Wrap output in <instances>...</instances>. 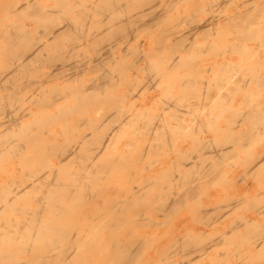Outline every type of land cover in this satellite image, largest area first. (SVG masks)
I'll list each match as a JSON object with an SVG mask.
<instances>
[{"label": "bare ground", "instance_id": "1", "mask_svg": "<svg viewBox=\"0 0 264 264\" xmlns=\"http://www.w3.org/2000/svg\"><path fill=\"white\" fill-rule=\"evenodd\" d=\"M48 1L51 5L44 4ZM181 1L183 0H14L9 6L5 17L0 21V93H4L0 95V162L10 160L12 165L0 169V244L11 249L17 248L19 233L27 230V247L29 243L38 240L40 247L46 249L43 254L26 257V260L14 264H78L75 246L80 239L75 241L74 229L66 225L65 219L76 215L79 207L91 205L97 198L107 195L108 191H101L100 194L96 191L102 174L108 169L111 172L120 168L128 161L125 157L129 147L116 151V142L124 135L126 127L133 125L135 114L147 109L153 101L152 92L147 99L133 101L134 94L129 91L125 97L131 110L128 113L123 112V106H120L122 101L111 96V89L121 82L118 78L120 58L134 53L129 46L138 49L136 55L141 60L147 57L150 49L155 48L157 61L163 71L160 67L159 71L155 70L158 73L152 77L153 86L150 87L153 89L155 85L161 86L162 90L169 88V82H162V77H170L168 75L191 61L195 49L199 48L200 52L215 49L218 52L220 60H215L211 67H204L198 72L212 77L222 72L224 77H229L222 78V90H225V85L233 83L231 77L237 76V72L241 71L239 75L246 74L241 70L243 66L234 65L243 59L245 53L248 55L245 58L250 59L254 57L256 50H264V0L258 5H245L241 0H210L207 5L210 10L223 9L229 3L235 5L224 16L216 13L198 18L197 23L186 30L182 28L181 22L185 21L183 17L188 16L180 17L178 11L177 4ZM8 5L9 3L6 9ZM168 9L175 13V20L167 13ZM196 9L205 12L206 7L199 5ZM11 14L18 16L21 22H9ZM164 16L168 17L165 23ZM194 19L196 16L190 15L189 21ZM26 20L42 26L43 30L35 33L30 31ZM157 25L158 34L151 39L155 47L146 38L147 35L144 34L140 39L136 34ZM199 38H205L208 41L206 45L197 44ZM249 40L255 41L251 47L247 44ZM217 41H220L221 46L218 47ZM242 45L249 49L248 52ZM161 49L167 51L166 59L163 58ZM234 55L238 57L235 58ZM259 59H262L258 60L260 62L264 61L263 56ZM141 68L144 70V66ZM260 72L263 73L261 69L255 72L257 77H262L258 74ZM95 73V76L89 77ZM178 77L180 79L176 87L179 88L181 98L192 90V81L184 78L191 77L186 72ZM256 80L264 85V79ZM131 86L133 88L135 83ZM245 86L243 83L239 88ZM25 90L30 95L21 98ZM219 96H223V92ZM172 98L177 99L174 96ZM173 99L166 101L167 109L163 108L157 114L154 119L156 125L147 128L148 141H155L158 132L165 129L164 125L176 120L191 133H205L213 127L209 134L211 137L223 127L225 140L233 145L234 141L239 143L241 136L246 135L247 130L243 131L245 123L251 122L252 125L261 118L262 111L256 113L249 110L239 112L233 120L219 121L221 117L214 112L219 99V102L211 99L209 103L212 101L213 104L209 109V103H201L198 115L188 106L178 108L179 104ZM107 102L114 104L108 105ZM102 103L106 108L103 112L87 110L88 106L94 109V106ZM22 104L29 106L21 108ZM111 105L113 106L110 107ZM172 107L176 109L175 112L171 111ZM74 112H77L75 118ZM218 112H221L219 108ZM129 129L130 132L133 131V127ZM61 139L65 141L60 143ZM36 142L40 145L37 146ZM203 142V150L206 149L218 161L204 165L197 161L190 162L189 167L196 166V169H192L193 175L185 176L182 181L183 175H173L171 182L174 185L182 182L181 194L176 193L164 202L159 201L151 192L153 183L147 177L130 193L127 192L116 200L115 197H107L108 206L105 209L114 218L106 219L103 225L120 223L117 221L123 219L118 215L119 207L146 204V197H150L153 204L157 201L160 209L173 210L187 195L196 191L199 181H209L217 165L223 162V158L230 156L232 151L214 144L209 138H204ZM149 148L147 145L143 152ZM182 152L180 148L178 153L183 162L192 158V155L185 157ZM37 157L41 160L40 167L29 170L26 165ZM261 163H264V145L256 151L244 174L238 177L234 186L237 195L242 193L246 196L249 188L253 189L247 177L256 172ZM236 176L235 171L231 179L234 181ZM6 180L9 181V186L3 191ZM262 194L264 198V190ZM74 198H77L78 206L74 202L70 203ZM210 199L207 197L208 202ZM243 200L246 198H236L233 208L240 209ZM206 207H200L196 211L198 217L203 218L211 212ZM44 213L50 217L45 226ZM225 214L227 213L223 212L215 216L219 220L216 227L221 229L219 244L226 241L224 237L228 233L239 232V229L247 230L249 236L251 233L248 230L252 231V226H257L259 221L264 220V200L237 221L225 222ZM21 217L23 218L20 219ZM93 217L104 220L106 214L94 213ZM184 218H180V221ZM30 221L33 227L29 230L25 226ZM20 224H24V228H20ZM38 226H42L41 234L38 238L32 237ZM182 230L183 226L173 238L182 235ZM186 234L190 239L184 241L185 247L189 248L191 243H194L192 247L196 245L199 235H195L193 229H189ZM58 240L66 242L65 249L63 254L55 255L53 248ZM259 243L260 240L252 244L253 248H258ZM214 245L213 243L210 247ZM82 246L87 250L85 241ZM210 247L200 246L194 254H200L198 258L203 259ZM112 248L120 249L121 245L112 244ZM133 249L134 247H125L124 252L110 264H128ZM158 252L159 249L154 248L148 254L145 264ZM233 255L237 264L243 262V253L235 251Z\"/></svg>", "mask_w": 264, "mask_h": 264}, {"label": "rangeland", "instance_id": "2", "mask_svg": "<svg viewBox=\"0 0 264 264\" xmlns=\"http://www.w3.org/2000/svg\"><path fill=\"white\" fill-rule=\"evenodd\" d=\"M13 1L14 0H2L0 2V21L5 17L9 10V6L14 3ZM241 1L244 2L245 5H258L261 0ZM8 3L9 5L6 9ZM209 3L210 0H183L178 3V11L181 14L180 17L188 16L183 17L185 21L181 22L182 28L186 30L189 26L196 24L198 18L204 16H210L216 13L224 16L230 13L232 7L235 5L229 3L223 9L215 8L210 10L207 6ZM44 4L51 5L50 1ZM53 4L55 3L53 2ZM199 5L204 6V8L206 7L205 12L196 9ZM167 13L171 14V17L175 20L174 12H169L168 9ZM190 15L196 16V19L189 21ZM8 20L12 23L21 22L18 16L14 17L12 14L8 17ZM167 20L168 17L164 16V23ZM26 21L30 31L35 33L37 30H43L42 26L34 25L33 22L29 20ZM185 22L188 23L184 24ZM136 34H138L140 39L144 34L147 35L146 38L150 40L151 45L155 47L151 39L158 34V25L153 26V28L147 27L145 31L140 30ZM205 38H199L197 44L206 45L208 41ZM219 42L220 41L216 42L218 47L220 45ZM254 43V40H249L247 42L250 47L253 46ZM242 46L246 49V52H248L249 49L244 45ZM199 47H201V45H199ZM0 48L2 47L0 46ZM130 48H132L131 50H133L134 53L120 58L121 65L118 71V78L121 82L111 89V96L122 101L120 106H123V112L128 113H130L131 110L128 107L129 103L126 104L127 99H125V97L129 94V91L134 94L133 101L147 99L149 97L148 95L152 92L154 94L152 96L153 101L150 102L147 109H143L140 113L135 114L136 119L133 121V125H130L128 128L126 127L124 135L118 138L116 142V151H119V149L122 150L125 146L129 147V151L125 157L128 158V161L120 168H115L111 172H109L108 169L105 174H102L99 185H97L98 190L96 191L99 194L102 193L101 191H108L107 195H105V197L102 195L97 198L91 205L79 207L76 215L65 219L66 225L74 229L73 235L75 241L77 238L80 239L79 243L75 246V252L78 255L77 263L110 264L119 254L124 252L125 247H134L128 264H145L146 260H148V254L154 248L159 249V252L157 255L153 256L151 258L152 261L150 260L147 264H237L236 258L233 255L235 251L243 253V255H241L243 262L240 264H264V220L259 221L257 226H252V231L248 230L249 234L251 233L249 236L247 235V230L239 229V232L234 231L228 233L224 237L226 241L224 243L222 242V244L220 242L219 244L218 240L221 229L216 227L218 226L219 220L215 217L220 213L226 212L227 214L225 215L227 216L224 218L225 222L237 221L239 218L248 215L246 212L264 200L262 194L264 190V163L259 164L260 167L256 172L248 175L247 179L253 186V189L249 188L248 195L244 196L242 193L237 195V191L234 189L238 177L244 174V171H246L250 164V160L255 157L256 151L264 145V85L260 80H256V78L264 79V61H258L262 60L259 58L262 56L264 57V50H256L254 57L250 59L245 58L248 56L245 53L243 59L234 65L243 66L241 70H244L246 74L239 75L241 71L237 72V76L234 75V77H231L233 83L228 86L225 85V90H222L221 87L224 82L222 78L229 77H224L225 75L222 72L217 73L214 77L207 73L200 74L198 72V70L200 71V69L204 67H211L215 60H220V57H217L218 52L215 49L200 52L198 47H194L198 49L193 50L194 55L191 61L185 63V66L179 68L177 72H172L171 75H168L170 77H162V82H169V88L167 90H162L161 86L156 87L155 85L153 89L150 87L153 86V84H151L152 77L158 73L155 70L159 71V67L161 68L157 61L155 48L150 49V52L147 53V57L142 60L136 55V50L138 49L134 46H129V49ZM160 51L163 58L166 59L165 56L167 51L163 49ZM234 57L236 58L238 56L234 55ZM142 66H144V70L141 68ZM137 68H139L138 71ZM258 69H261L263 72L262 74L261 72L258 73L262 77L256 76L257 73L255 72ZM161 71H163L162 68ZM183 72L191 75V77L184 78H190V81H192L190 85L192 90L190 92L187 91V95L180 98V91L176 86L178 84V79H180L178 75L183 74ZM95 75L96 73L90 74L89 77ZM242 79L244 81H241ZM133 83H135V86L132 88L131 85ZM243 83L246 84V86L240 89L239 85ZM221 92H223V96H219ZM3 94V92L0 93V95ZM28 95H30V92L25 90L21 98H27ZM172 96L177 99H173ZM169 99L177 101L179 104L178 108L180 109H184L187 106L190 107L195 115L201 112V103H209L211 99L215 102H219V99L220 102L214 110L215 114L221 117L219 121L233 120L239 112H246L249 110L252 112L256 111V113L262 111L261 118L252 125L251 122L245 123L243 131L247 130L246 135L241 136L240 140H238L239 143L234 141L233 145L225 140L223 127L220 131H217L215 136L211 137L209 134L213 131V127L205 133H191L188 129H184L182 123L176 122V120L165 124V129L158 130V137L155 141H148L147 128L153 124L156 125V120L154 119L163 108L167 109L165 104ZM211 102L208 104V109L213 104ZM107 104L114 103L107 102ZM28 106V104H22L21 108ZM112 106L113 105L110 107ZM91 108L92 106H88L87 110L91 112L94 110L103 112L106 109L103 107V103L99 106H94V109ZM218 108L221 112H218ZM171 111L175 112L176 109L172 107ZM76 115L77 112H74V118ZM182 118H185V116H182ZM215 125L217 127L219 126L218 123H215ZM130 127H133L132 132H130ZM205 130L206 128L203 131ZM202 138H209L214 144H219L221 147L232 151L230 156L223 158V162L217 165L213 171V177L209 181L206 183L199 181L196 191L190 196L187 195L186 199L184 198V201L174 207L173 210L160 209L157 207V201L153 204L151 198L146 197V204L140 206L134 205L129 208L120 206L118 215L123 219V221H117L120 223L113 226L103 225L106 219L112 220L114 218V215L105 209V206H108L107 197H115L116 200L120 196L125 195V193H130L134 187L141 185L143 180L147 177H150L153 183L151 192L159 201L163 200L164 202L169 196L172 197V195L176 193L181 194V181L185 179V176L193 175L192 169H196V166L192 168L189 167L190 162L197 161L198 164L204 165L205 163H216L218 161L213 155H209L206 149L203 150L205 145ZM64 141L65 140L61 139L60 143ZM36 145L39 146L40 143L36 142ZM147 145H149L150 148L144 153L143 150ZM180 148H182L183 151L182 155H185L187 158L188 155H192V158L183 162L178 153ZM40 162L41 160L37 157L34 161H29L26 167L29 170H35L40 167ZM162 164L165 165L163 168ZM11 165L12 161L10 160L1 161L0 169L9 168ZM235 171L237 172V176L233 181L231 177L232 173ZM176 174L183 175V178H181V181L177 185H174L171 179L172 176ZM4 184L3 191L6 190L7 185L9 186V181L6 180ZM207 197L211 198L209 202ZM240 197L242 199L246 198V200H243L240 209L233 208L234 200ZM73 202L77 205V198L70 201V203ZM232 202L233 204H231ZM200 207L201 209L202 207H206L209 209L208 211L211 212L205 217L200 218L196 214V211ZM102 212L106 214L104 220H98L96 217H93L94 213ZM182 217H185L182 220L183 222L180 221ZM22 218L23 217L20 219ZM49 218V215L44 213V226L47 225L45 222ZM185 224L187 225L185 226ZM20 225V228H24L22 227L24 224ZM182 226V235L184 236L180 235L173 238L178 229ZM25 227L30 230L33 227L32 221ZM189 229H193L195 235H199L197 238L199 240L193 247L192 245L194 243H191L189 244V248H186V242L184 241L190 239V236L186 234ZM40 232H42V226H38L37 230L32 234V237L38 238L41 234ZM19 237L20 239H18L16 243L18 245L17 248L11 249L0 244V264H14V262L26 260V257L45 253L46 249L40 247L38 240H35L32 244L29 243L27 247L28 241L26 238L29 237V232H27V230L19 233ZM258 240H260L258 248H253L252 244H255ZM83 241L88 245L87 250L82 246ZM65 243L64 240L57 241L56 247L53 248L55 255L62 253L63 249H65ZM116 243L121 245L120 249L112 248V244L114 246ZM213 243L215 245L210 247ZM250 243L251 246H249ZM200 246L203 248L210 247L206 252V257L203 259L199 257L201 260L198 258L200 254H194L195 251L200 249Z\"/></svg>", "mask_w": 264, "mask_h": 264}]
</instances>
